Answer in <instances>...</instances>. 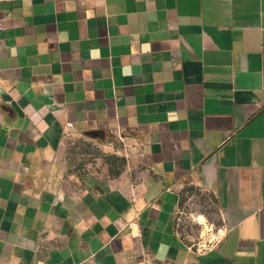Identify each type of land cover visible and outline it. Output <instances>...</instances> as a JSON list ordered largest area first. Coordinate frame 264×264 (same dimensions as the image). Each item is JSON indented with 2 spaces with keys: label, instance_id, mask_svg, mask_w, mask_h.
I'll list each match as a JSON object with an SVG mask.
<instances>
[{
  "label": "crops",
  "instance_id": "obj_1",
  "mask_svg": "<svg viewBox=\"0 0 264 264\" xmlns=\"http://www.w3.org/2000/svg\"><path fill=\"white\" fill-rule=\"evenodd\" d=\"M85 136L118 176L70 167ZM0 264H264V0H0Z\"/></svg>",
  "mask_w": 264,
  "mask_h": 264
},
{
  "label": "rangeland",
  "instance_id": "obj_2",
  "mask_svg": "<svg viewBox=\"0 0 264 264\" xmlns=\"http://www.w3.org/2000/svg\"><path fill=\"white\" fill-rule=\"evenodd\" d=\"M107 150L104 144L88 136L74 138L68 143L67 161L73 169L99 168L101 164H106V155H113ZM199 216L204 218V222H199ZM177 230L194 249L204 250L216 242L222 234L221 215L207 194L196 188L183 192L177 214Z\"/></svg>",
  "mask_w": 264,
  "mask_h": 264
},
{
  "label": "trees",
  "instance_id": "obj_3",
  "mask_svg": "<svg viewBox=\"0 0 264 264\" xmlns=\"http://www.w3.org/2000/svg\"><path fill=\"white\" fill-rule=\"evenodd\" d=\"M104 161L108 165V171L111 176H118L125 166V158L123 156L106 155Z\"/></svg>",
  "mask_w": 264,
  "mask_h": 264
},
{
  "label": "bare ground",
  "instance_id": "obj_4",
  "mask_svg": "<svg viewBox=\"0 0 264 264\" xmlns=\"http://www.w3.org/2000/svg\"><path fill=\"white\" fill-rule=\"evenodd\" d=\"M198 220H199L200 223L204 222V218L202 216H199Z\"/></svg>",
  "mask_w": 264,
  "mask_h": 264
}]
</instances>
